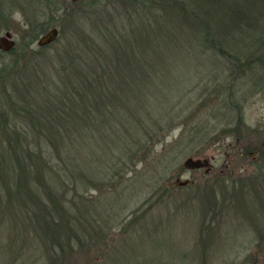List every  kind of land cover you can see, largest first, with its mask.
I'll return each instance as SVG.
<instances>
[{
  "label": "rangeland",
  "instance_id": "1",
  "mask_svg": "<svg viewBox=\"0 0 264 264\" xmlns=\"http://www.w3.org/2000/svg\"><path fill=\"white\" fill-rule=\"evenodd\" d=\"M217 1L221 6L215 21L228 27L214 26V39L234 50L207 49L201 42L196 45L197 30L183 26L185 33H171L170 23L147 36L155 37L153 40H142L143 45L151 43L156 47L147 76L168 82L176 90L169 106L175 124L153 146L146 161L126 172L125 179H115V186L102 190L104 193L98 189L86 191L84 197L92 201L80 203L78 213L85 218L87 228L83 222L75 229L82 239L89 236L91 240H84L87 247L75 244L64 254L59 249L54 254L43 238L32 232L29 220H23L16 229L12 210L18 191L13 192V178L18 175L10 157L9 135L4 132L10 129L0 127V264H264V179L247 185L240 194L242 199L237 200L245 187H235V180L249 177L252 168L240 171L230 163L236 156L233 147L238 137L241 145L251 146L250 129L258 127L257 135L263 134L264 138V67L248 60L250 52L263 59L264 48L257 52L247 49L264 33V16L256 29H237L227 17L235 6L249 17L254 13L252 1L213 2ZM210 5L207 3V7ZM27 6V0H0V35L9 30L17 42L15 52L0 51V68L10 74L7 78L21 73L22 64L29 59V54L22 55V46L36 52L33 57H41L38 39L52 27L60 32L56 40L70 36L67 15H74L78 24L89 29L88 17L106 19L108 11L123 5L114 0H96L92 8L88 3L74 5L72 0H33ZM45 27L47 30L30 45L33 35ZM63 29L68 32L62 36ZM136 30L140 47L138 35H142V29ZM238 51L241 62L251 65L237 72L229 58ZM48 52L53 53L52 49ZM136 65L129 64L126 69L137 82L136 93L132 91L127 96L138 93L145 77L142 66ZM6 110L12 115L9 106ZM140 111L145 116L144 109ZM22 130L25 129L15 131ZM18 140L24 142L25 136L21 134ZM213 156L214 169L209 173L205 168L190 170L184 165L188 158ZM96 161L91 159L90 165ZM177 179H192L196 184L177 186ZM26 181L34 186L31 180L25 178Z\"/></svg>",
  "mask_w": 264,
  "mask_h": 264
},
{
  "label": "trees",
  "instance_id": "2",
  "mask_svg": "<svg viewBox=\"0 0 264 264\" xmlns=\"http://www.w3.org/2000/svg\"><path fill=\"white\" fill-rule=\"evenodd\" d=\"M213 1L119 0L121 9L108 11L106 19L88 17L89 29L70 14L65 20L71 29L61 31L62 36L68 32L69 37L40 47L41 57H33L36 52L22 46V55L29 54V59L22 64V72L13 77L7 78L10 74L0 68V80L6 77L0 85V127L10 129L4 132L9 135L10 157L18 175L13 178L16 184L13 192L18 191L12 210L16 229L23 220H29L32 232L39 234L54 254L57 249L64 254L75 244L87 247L85 241L91 239L87 235L82 239L75 229L77 224L85 223L78 205L92 201L84 197L86 191L98 189L104 193L102 190L115 186V179H125L126 172L134 171L141 161H146L153 146L175 124L169 106L176 90L168 82L147 76L156 47L151 43L143 45L142 40H153L155 37L147 36L170 23L171 33H185L183 26L197 30L196 45L201 42L207 49L234 50L214 39V26L228 25L215 21L221 1ZM251 1L254 13L249 17L233 5L236 9L226 16L232 27H260L264 0ZM115 18L124 22L116 23ZM139 27L140 47L136 39ZM45 30L47 27L37 31L30 45ZM263 45L264 33L247 49L257 52ZM51 49L53 53L48 52ZM16 50L17 46L11 52ZM236 54L229 58L232 69L238 72L251 65L241 62L240 51ZM256 57L250 52L248 60L264 67V58ZM138 63L145 77L141 78L138 93L127 96L132 91L136 93L137 82L126 69L129 64ZM8 106L12 115L6 110ZM141 108L145 116H141ZM156 110L161 111L153 113ZM19 129L25 130L15 131ZM21 134L25 136L24 142L18 140ZM91 159L93 163L96 159V164L90 165ZM93 171L95 175H91ZM25 178L34 186L24 182Z\"/></svg>",
  "mask_w": 264,
  "mask_h": 264
},
{
  "label": "flooded vegetation",
  "instance_id": "3",
  "mask_svg": "<svg viewBox=\"0 0 264 264\" xmlns=\"http://www.w3.org/2000/svg\"><path fill=\"white\" fill-rule=\"evenodd\" d=\"M27 1H28L27 7L29 8V5H30V3L33 2V0H27ZM114 1H119V0H114ZM121 1H126V0H121ZM95 2H96V0H72V3L74 5H78L81 3H88L89 6L92 8L94 7ZM52 29H57L58 35L60 34L59 29L57 27H52L50 30H52ZM49 31H47L46 33H48ZM7 33L11 34L10 39L13 40L15 44L10 50H5L4 48L0 47V51L9 53L15 49L17 42L15 40V35L13 34V32H11L9 30L5 31V33L3 35H0V38L5 37ZM46 33H44L43 35H45ZM38 41H39V39H38ZM53 42H55V41H53ZM53 42H51L50 44H52ZM50 44H47L45 46H40L37 42L38 48L46 47ZM258 130H259L258 127H256V128L254 127V128L250 129V134H249L250 136L248 138V142L250 143L251 146H245L244 144L241 145V143H242V142H240L241 138L238 137L237 146L233 147V149L236 151V156L230 161V163H232V166H234L237 170H240V171L246 170L247 167L249 168V170H251V168H252V171L251 172L249 171L250 172V175H249L250 178L249 177H244V178L239 177V178H236V180H235V187H238V189L239 188L241 189V187L242 188L245 187L244 189L240 190L238 197H237V200H239L238 198H240V200L242 199L240 197V194L242 195V192L247 190L246 189V188H248L247 185H249L251 183H255L257 181H261L264 179V138H262L263 134L261 135V137L257 135V133H259ZM214 160H215V156L211 157L210 169L208 172L205 169L206 173H209L214 169V165H213ZM178 180H180V179H177V181H176L177 186L185 187V186H193L196 184L195 180L186 179L185 181H188L187 184L179 185ZM263 234L264 233H262V235ZM262 237H264V236H262Z\"/></svg>",
  "mask_w": 264,
  "mask_h": 264
},
{
  "label": "water",
  "instance_id": "4",
  "mask_svg": "<svg viewBox=\"0 0 264 264\" xmlns=\"http://www.w3.org/2000/svg\"><path fill=\"white\" fill-rule=\"evenodd\" d=\"M58 36V30L57 29H52L45 35H43L39 41L38 44L40 46H45L47 44H50L51 42L55 41V39ZM11 34L7 33L5 37L0 38V47L4 48L5 50H10L14 46V41L10 39ZM210 159L211 158H188L185 162L184 165L188 169H196V168H205L206 171L208 172L210 169ZM179 185H184L187 184L188 181H181L178 180Z\"/></svg>",
  "mask_w": 264,
  "mask_h": 264
}]
</instances>
